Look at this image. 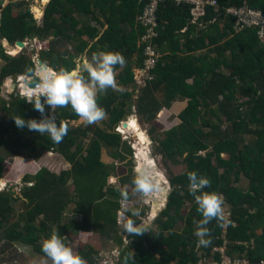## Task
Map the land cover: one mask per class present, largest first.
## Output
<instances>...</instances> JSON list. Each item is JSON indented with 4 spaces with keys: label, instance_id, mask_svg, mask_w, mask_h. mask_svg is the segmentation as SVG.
<instances>
[{
    "label": "trees",
    "instance_id": "1",
    "mask_svg": "<svg viewBox=\"0 0 264 264\" xmlns=\"http://www.w3.org/2000/svg\"><path fill=\"white\" fill-rule=\"evenodd\" d=\"M210 1L217 6L207 5L205 15L195 23L190 5L161 3L158 35L147 41L142 40L147 29L137 21L146 1L50 0L41 25L30 9L15 15L13 4L5 6L0 28V87L8 77L29 75L27 69L35 65L25 49L17 56H7L1 39L11 45L38 39L42 46L40 59L56 69H75L76 59L87 52H119L126 63L122 68L116 66V81L124 87L136 84L135 69L145 68V49L151 47L156 63L149 69L150 79L142 89L137 114L152 120L175 102L187 101V106L177 116L180 124L165 131L163 139L156 137L163 157L173 165H185L186 171L169 173L172 188L166 206L154 221L156 227L124 239L122 233L118 235V226L120 213L132 215V194L125 187L133 188L134 166L133 160L123 163L128 157L123 150L130 145L118 129L132 111L133 91L108 89L98 95L97 102L109 118L100 121L105 128L97 123L72 125L80 118L69 106L68 113L56 119L57 124L63 121L68 125V133L60 143H54L47 134L16 127L13 116L38 121L42 116L23 97L13 94L5 108L7 119L0 122V178L3 148L14 155L28 150L36 158L34 163L39 154L58 153L70 168L59 174L45 167H38L35 173L24 170L23 181L32 184L21 191L26 207L24 225L10 223L2 240L32 246L35 253L47 257L40 241L56 226L62 239L69 234L86 236L93 232L113 238L120 246L114 264H125L124 257L129 254L133 258L127 264L221 262L214 251L224 245V226L215 220L210 222L211 243L207 247L198 246L194 235V221L202 218L188 191L187 173L194 171L209 178L211 183L205 191L222 194L232 206L237 225H230L227 232L231 254L246 255L250 264L264 262V39L258 29L237 31L235 17L226 14L228 8L245 4L264 12V0ZM199 23L203 29H199ZM63 41L74 45L73 50H57ZM160 91L162 100L156 95ZM155 132L153 127L151 134ZM200 151L208 153L200 156ZM105 157L112 161L105 163ZM244 179L249 183L246 189L240 186ZM118 188L127 191V200L122 199ZM13 200L0 193V225L9 220ZM70 204L75 205L74 213L79 218L66 223L64 214ZM188 204L192 208L184 214ZM175 221L184 223L182 232L175 230ZM94 252L89 248L78 254L88 264H95L90 259Z\"/></svg>",
    "mask_w": 264,
    "mask_h": 264
},
{
    "label": "rangeland",
    "instance_id": "2",
    "mask_svg": "<svg viewBox=\"0 0 264 264\" xmlns=\"http://www.w3.org/2000/svg\"><path fill=\"white\" fill-rule=\"evenodd\" d=\"M49 1L50 0H5V5L7 6L8 4H13V11L15 15L23 13L26 9H30V12L33 13L34 19L36 20L37 24L41 25L43 23L44 11ZM22 3L23 5L20 7L19 5ZM92 25H95V23L93 22ZM201 26H203L202 23H199V29H203V27ZM37 41L38 39L31 40L29 45L24 48L28 52V54L34 58H40V53L38 51H40V48L42 47L39 44L36 45V48L34 47ZM1 42L3 44L4 40L1 39ZM45 44H48V42H46ZM73 46L74 45L63 41L58 45L57 50L61 52L65 50L72 51ZM44 49H48V45L47 48ZM18 52L20 53V50ZM18 54L6 55L9 57H14ZM92 54L93 53L87 52L86 54H83L79 58H77L75 61L76 68L82 63L85 58L90 59ZM2 61L5 60H1V62ZM46 63L49 64V62ZM135 79L136 84H134L133 86H122L124 89L123 92L133 91L134 93L131 100L132 111H130L127 116V120L130 118L131 119L129 121L126 120V127H124L123 125L120 127L123 140L128 142V144L130 145L128 148L123 150L124 156H128L123 161V163L127 165L133 160V175L135 174L134 170L136 169V167H139L141 164L151 165L152 173L160 183L161 190L149 196H143L134 193L131 186H127L125 187V189L130 191L132 194V209H136L139 212V216L134 218L138 222L150 224L151 227L154 228L156 227L154 225V221L157 218L159 212L166 206V203L168 202L167 194H169L170 192L168 189H164L161 179H163V177H166V179H168L170 172L174 175H178L186 171L185 165L174 166L170 161L163 157V155L159 152V144L156 141V137L159 139H163L165 131H168L172 127L180 124V120L177 116L181 113V111L185 109V107L187 106V101H183L180 103L175 102L173 103L171 109L162 110L155 119L145 120L137 114V104L139 98L143 95L142 89L144 88L148 79L147 74L143 72L142 69L136 68ZM17 80L19 81V78L8 77L4 80L0 87V122H3L7 119L5 108L7 107V102L11 101V92H13L15 85L17 84L18 86L22 84ZM23 85H25V80ZM14 94H18L22 97V92L18 90V87L14 90ZM162 94V91L156 93L159 100L163 99ZM41 99L43 102V97ZM246 100L247 99H243L242 101ZM177 104L178 106H176ZM45 108H47V115H55L56 119L61 118L66 113H68V107L57 108L55 111H53L47 104H45ZM107 119L109 118H106V120ZM71 124L75 126L85 125V123L81 120L77 122H71ZM97 125L105 128L103 122H98ZM133 125H140L141 129L144 132L146 131L145 133L148 137L149 144L144 146L140 145L137 142L136 137L129 132L130 127H132ZM153 127L156 129L155 134H151V130L153 129ZM207 153L208 152H205V155ZM1 154L4 158V162L3 177L0 180L4 182L3 184L5 185L2 187V191L0 193H6L7 195L12 196L14 200L12 202L13 211L11 213V216L9 217V220L0 225V264H51V261L47 257L35 253L32 246L22 245V243L8 244L4 240H2V235L4 234L5 229L10 223L12 224L17 222L21 225V227L24 225L23 217L25 216L26 207L24 205L25 200L21 197V191L25 185L32 186L31 183H25L23 181L24 170L35 173L34 170L38 167H45L52 173L59 174L61 171L69 169L70 165L61 155L52 152H46L37 155V163H34V160H36V158L32 157L28 150H23L19 155H14L8 149L3 148L1 149ZM142 154L146 155V157L141 156ZM138 156H140V160H137ZM104 161H106L105 163H109L112 160L110 159V157H105ZM33 164H36V166L34 167ZM155 164L156 166L153 167ZM69 185L71 187V192H73V185ZM240 186L246 189L249 187V183L244 179L243 182L240 183ZM74 208V204H70L68 206L66 214H64V222L68 223L69 221H72V219L76 220L79 218L75 215ZM191 208L192 205L188 204L186 206L184 214H188ZM122 214L123 217L126 213L122 212ZM41 219L42 218L38 220V223ZM176 224L174 225L175 230L182 232L184 229V223L177 222ZM54 232L57 233L56 226L50 228L49 232L46 235L42 236V239L48 237ZM120 233L124 235V239L127 237V234L124 232L121 224H119L118 226V235H120ZM69 235L70 236H66L63 239L66 240V245L71 247L76 253H79V251H81L82 249H85V251H88L89 248L95 250L94 253L96 254L90 256V259L94 260L95 264H102L103 262L111 264L112 262L115 263L118 260L119 255H117V253L119 254L120 252V246L113 238L102 235L99 232H93L86 236L71 234ZM88 263L89 261L87 262V264ZM215 263L216 262L209 264Z\"/></svg>",
    "mask_w": 264,
    "mask_h": 264
},
{
    "label": "clouds",
    "instance_id": "3",
    "mask_svg": "<svg viewBox=\"0 0 264 264\" xmlns=\"http://www.w3.org/2000/svg\"><path fill=\"white\" fill-rule=\"evenodd\" d=\"M158 27L159 20L157 14V26L155 28L157 33ZM3 40L2 47L6 54L11 55L10 48H17L16 43L11 45L6 39ZM30 41L31 40H25L24 42H26L28 46ZM5 43L8 44V46H6ZM38 44H40L39 40L34 47L36 48ZM21 51H23V49H20V52ZM34 59L33 57V62H35ZM36 59L37 61L34 67H29L27 69L29 75L17 77H25L24 89L22 90L21 88L24 80L23 82L17 80L22 84L18 86L16 84L14 90L18 87V90L22 92L24 100L33 105L34 109L41 113L42 118L39 121L36 119L26 120L22 116L17 115L13 116V120L18 129L27 128L29 131L37 132L40 135L47 134L54 143L62 142L63 138L68 133V125L63 121L57 124L55 115H45V104L53 111L57 108L70 106L80 120L86 125H89L98 123L106 117L104 108L99 106L97 102L99 94L106 92L108 89L119 92L124 91L123 87L118 85L116 81V66L119 65L122 68L126 63L125 58L119 52H95L90 59L85 58L77 68L71 70L63 67L56 69L46 62L39 61L41 60L40 58ZM30 82L34 84V86H30ZM13 94L14 92L11 95ZM42 97L43 102L41 99ZM120 127L118 132L122 134ZM199 155L202 156L200 153ZM155 166L156 164L153 167ZM134 171L135 174L131 181L134 193L149 196L161 190L160 183L152 173L151 165L141 164L139 167H136ZM187 177L189 181L188 191L194 197V201L197 205V212L202 217L200 220L194 221L196 224L194 235L198 238V246L207 247L211 243V230L208 227L210 222L215 220L220 227H223L229 222L223 207L224 197L222 194L215 191L204 190L208 188L211 183L206 176L198 175L194 171H189ZM161 180L164 189H168L171 192L172 187L169 183V178L166 179V177H163ZM117 190L120 191L122 199H128L126 190L119 188ZM129 211H131L132 215L129 216L125 214L120 221L124 232L127 235L136 236L149 232L151 227L150 224L144 222L137 223V220L133 218L139 216L138 210L130 209ZM40 245L43 253L51 261V264H87V261L71 247L66 245L61 236L56 232L43 238L40 241ZM117 255L119 254L117 253ZM132 258L131 254L125 256V264Z\"/></svg>",
    "mask_w": 264,
    "mask_h": 264
},
{
    "label": "built area",
    "instance_id": "4",
    "mask_svg": "<svg viewBox=\"0 0 264 264\" xmlns=\"http://www.w3.org/2000/svg\"><path fill=\"white\" fill-rule=\"evenodd\" d=\"M140 3L146 1V7L143 10V13L139 16V23L147 29L146 36L142 39L143 41H147V38L157 36V32L155 30L157 26V11L159 4L165 1H171L176 5L188 4L192 7L193 21L197 22L201 17L205 15L206 6H217L215 1L210 0H138ZM227 15H232L236 19L235 27L237 31H242L247 28L258 29L259 35L264 39V12L259 9H255L251 7L249 4H245L240 7H231L226 10ZM145 56H147V61L145 62V68L142 69L143 72L147 74V78L150 79L149 69L155 66V52L151 47H147L145 49ZM36 62L37 59L35 58ZM25 77H19V81L23 82ZM14 92V90H13ZM11 92V94L13 93ZM200 154L205 155V151H201ZM224 197V196H223ZM224 211L229 221L224 225V236L225 240L224 245L221 247L215 248V255H220L221 262H216L215 264H250V260L244 256L240 255H232L229 246L230 241L227 237V232L230 225H237L236 222L233 221V211L230 203H227L226 198L224 197ZM122 213L120 216L122 218ZM121 221V220H120ZM127 242V241H126ZM102 264H108L103 262ZM111 264H114L112 262Z\"/></svg>",
    "mask_w": 264,
    "mask_h": 264
},
{
    "label": "bare ground",
    "instance_id": "5",
    "mask_svg": "<svg viewBox=\"0 0 264 264\" xmlns=\"http://www.w3.org/2000/svg\"><path fill=\"white\" fill-rule=\"evenodd\" d=\"M6 46H8V44H6ZM21 48L20 47H11L10 48V53L11 54H13V55H15V54H17V53H19L18 51L20 50ZM24 87H25V85H23L22 84V90L24 89ZM126 122V121H125ZM125 127H126V125H125ZM133 128V129H132ZM129 132L131 133V134H133L135 137H136V140H137V142L140 144V145H147V144H149V140H148V137H147V135H146V131L144 132L142 129H141V127H140V125H133L132 127H130V129H129ZM144 153V152H143ZM145 154V153H144ZM144 154H142L141 156H144V157H146V155H144ZM137 160H140V156H138L137 157ZM142 161V160H141ZM4 182H2L1 180H0V191L2 190V187L5 185V184H3Z\"/></svg>",
    "mask_w": 264,
    "mask_h": 264
},
{
    "label": "water",
    "instance_id": "6",
    "mask_svg": "<svg viewBox=\"0 0 264 264\" xmlns=\"http://www.w3.org/2000/svg\"><path fill=\"white\" fill-rule=\"evenodd\" d=\"M5 6H6L5 0H0V28L2 26L1 12L5 8ZM16 46L20 47L21 49H24L27 46V44L24 41H17ZM39 61L43 62L42 60H39ZM30 86H34V84H31V82H30ZM122 125L125 127L126 123H123Z\"/></svg>",
    "mask_w": 264,
    "mask_h": 264
},
{
    "label": "crops",
    "instance_id": "7",
    "mask_svg": "<svg viewBox=\"0 0 264 264\" xmlns=\"http://www.w3.org/2000/svg\"><path fill=\"white\" fill-rule=\"evenodd\" d=\"M19 245H21V244H19ZM22 245H24V244H22ZM18 251H20V250H18ZM21 251H22V249H21ZM262 264H264V262Z\"/></svg>",
    "mask_w": 264,
    "mask_h": 264
}]
</instances>
